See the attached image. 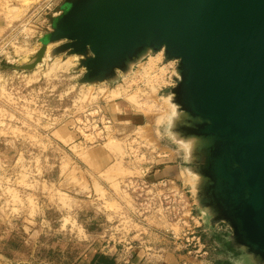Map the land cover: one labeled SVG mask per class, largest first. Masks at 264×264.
I'll use <instances>...</instances> for the list:
<instances>
[{
	"label": "rangeland",
	"instance_id": "obj_1",
	"mask_svg": "<svg viewBox=\"0 0 264 264\" xmlns=\"http://www.w3.org/2000/svg\"><path fill=\"white\" fill-rule=\"evenodd\" d=\"M68 2L0 0V264H91L96 256L115 264H258L228 246V225L211 226L197 205L195 161L163 120L175 61H156V92L136 77L149 56L101 86L79 84L75 58L57 71L53 64L66 55L22 69L49 44ZM118 88L128 91L110 94ZM134 95L150 107H136L127 98ZM161 159L180 166L182 220L142 216L126 191V180L149 166L155 176ZM195 227L201 243L184 236Z\"/></svg>",
	"mask_w": 264,
	"mask_h": 264
},
{
	"label": "water",
	"instance_id": "obj_2",
	"mask_svg": "<svg viewBox=\"0 0 264 264\" xmlns=\"http://www.w3.org/2000/svg\"><path fill=\"white\" fill-rule=\"evenodd\" d=\"M47 41L78 57L80 85L114 82L164 52L179 77L171 134L196 139L195 200L264 264V0H69ZM49 44L23 70L43 63ZM202 215V214H200Z\"/></svg>",
	"mask_w": 264,
	"mask_h": 264
},
{
	"label": "built area",
	"instance_id": "obj_3",
	"mask_svg": "<svg viewBox=\"0 0 264 264\" xmlns=\"http://www.w3.org/2000/svg\"><path fill=\"white\" fill-rule=\"evenodd\" d=\"M102 118L104 122L106 117L103 115ZM110 123L111 121L106 122L107 125H110ZM156 167L149 166V169L143 171L139 176L126 180V191L128 194L131 193L133 195L138 213H141L142 216L157 217L160 221L167 220L169 216H175L176 219L182 220L181 215L185 212L183 206L184 193H182L173 178H158L156 175L154 176L153 172ZM190 214L192 215V211ZM196 229H199V227L193 228L194 231L191 234L190 231L192 229L187 228L188 232L184 236L194 235L196 238L199 235L198 241L201 243L202 235H200V232L196 233ZM173 237L178 241L180 240L175 236Z\"/></svg>",
	"mask_w": 264,
	"mask_h": 264
},
{
	"label": "bare ground",
	"instance_id": "obj_4",
	"mask_svg": "<svg viewBox=\"0 0 264 264\" xmlns=\"http://www.w3.org/2000/svg\"><path fill=\"white\" fill-rule=\"evenodd\" d=\"M57 46V44H55V43H50L49 44V46H48V50H47V54H46V56H45V58H44V61H43V63L47 60V59H51V54H52V52H53V50L55 49V47ZM53 47V48H52ZM39 51H37L36 52V54L38 53ZM35 54V55H36ZM57 58H59V57H56L55 59H57ZM69 59L67 60V61H64V62H60V61H58V63H54L53 64V66H54V68L55 67H57L56 69H57V71H58V69L60 68V69H64V68H70V65L72 64V59L73 58H75L76 59V61H77V63H78V60H79V58L78 57H76V56H74V57H68ZM155 59H157V60H155ZM164 60L165 58H164V52L162 51V52H160V53H157L156 55H155V57L154 56H152V55H150L149 54V64L147 65V66H143L142 67V70H141V72H140V74L138 75V76H136V77H140V78H142V79H147V82H148V85H150L149 86V88H150V90L151 91H153V92H156L157 90H158V83L160 82H158V81H156V80H153V78H155V79H159V77H157V75H155V76H153L152 75V73H153V71H154V69L157 67V62L156 61H158V60ZM171 62V61H170ZM174 61H172V63H173ZM43 63H41V64H39L37 67H39V66H41ZM78 65V64H77ZM68 68V69H69ZM37 69V68H36ZM157 69V68H156ZM165 67L164 68H162V69H160V76L161 75H164V72H165ZM52 70V69H51ZM55 70V69H54ZM56 71V70H55ZM158 72V71H157ZM132 73V69H131V71L129 72V74L128 75H130ZM174 75L178 78L179 77V75H178V72H177V70H175L174 71ZM157 77V78H156ZM162 77V76H161ZM160 77V78H161ZM162 79V78H161ZM160 79V80H161ZM155 81V82H154ZM128 82V81H127ZM163 83V82H162ZM106 84V83H105ZM135 84V83H134ZM84 85V84H83ZM102 85H104V84H102ZM87 86H95V85H87ZM98 86H101V85H98ZM122 87V86H121ZM122 92H127L128 90H127V88H118V89H115V90H113V91H110V94L111 95H114V96H120V95H122L121 93V91ZM127 90V91H126ZM137 97V96H136ZM135 97V95L134 96H128L127 98L128 99H130V100H132V101H134V103L137 105H135L136 107H138V108H140V109H147L148 108V104H143V103H140L138 100V98H136ZM173 95H171V94H169L166 98H165V100L167 101V103H168V113H167V115L166 116H164V118H163V120H167V122L170 124V125H174L175 124V122L177 121V120H181V115H182V113L180 112V110H179V107L174 103V101H173ZM133 104V103H132ZM150 107V106H149ZM175 140H176V142L178 143V145L183 149V150H185V152H186V154H187V156L190 158L191 157V153H192V151H193V149H194V147H195V144H196V139H194V138H186V137H179L178 135H176L175 134ZM192 176V178H193V181H192V185H193V187L195 188V184H196V182H197V180L198 179H200L199 177H197V175H191ZM189 184H190V182H189Z\"/></svg>",
	"mask_w": 264,
	"mask_h": 264
},
{
	"label": "crops",
	"instance_id": "obj_5",
	"mask_svg": "<svg viewBox=\"0 0 264 264\" xmlns=\"http://www.w3.org/2000/svg\"><path fill=\"white\" fill-rule=\"evenodd\" d=\"M162 151L165 153V149H162ZM160 157V156H159ZM165 159H161L160 161H157V164L164 163ZM159 165H162L160 164ZM156 177L158 178H163V177H170L177 179V183L179 184L180 181V166L179 165H165L164 164L160 167V170L155 174ZM174 179V180H175ZM182 186V185H181Z\"/></svg>",
	"mask_w": 264,
	"mask_h": 264
},
{
	"label": "trees",
	"instance_id": "obj_6",
	"mask_svg": "<svg viewBox=\"0 0 264 264\" xmlns=\"http://www.w3.org/2000/svg\"><path fill=\"white\" fill-rule=\"evenodd\" d=\"M103 259L100 256H96L91 264H115L114 259Z\"/></svg>",
	"mask_w": 264,
	"mask_h": 264
},
{
	"label": "flooded vegetation",
	"instance_id": "obj_7",
	"mask_svg": "<svg viewBox=\"0 0 264 264\" xmlns=\"http://www.w3.org/2000/svg\"><path fill=\"white\" fill-rule=\"evenodd\" d=\"M228 246H232V248L235 249L232 244H228Z\"/></svg>",
	"mask_w": 264,
	"mask_h": 264
}]
</instances>
